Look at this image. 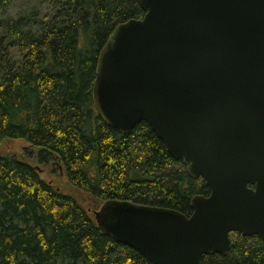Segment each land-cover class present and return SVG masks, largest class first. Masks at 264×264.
Instances as JSON below:
<instances>
[{
	"label": "trees",
	"instance_id": "trees-1",
	"mask_svg": "<svg viewBox=\"0 0 264 264\" xmlns=\"http://www.w3.org/2000/svg\"><path fill=\"white\" fill-rule=\"evenodd\" d=\"M16 1L0 0V264H153L104 235L95 211L113 199L190 217L211 192L146 122L124 135L96 110L100 52L145 12L138 0H47L46 14L14 13ZM60 171L74 192L45 177ZM233 242L202 264H264L259 237Z\"/></svg>",
	"mask_w": 264,
	"mask_h": 264
},
{
	"label": "water",
	"instance_id": "water-1",
	"mask_svg": "<svg viewBox=\"0 0 264 264\" xmlns=\"http://www.w3.org/2000/svg\"><path fill=\"white\" fill-rule=\"evenodd\" d=\"M145 15L118 24L102 48L93 98L124 135L146 122L209 196L190 217L109 200L104 235L153 264L227 256L231 233L264 242V0H138Z\"/></svg>",
	"mask_w": 264,
	"mask_h": 264
},
{
	"label": "rangeland",
	"instance_id": "rangeland-1",
	"mask_svg": "<svg viewBox=\"0 0 264 264\" xmlns=\"http://www.w3.org/2000/svg\"><path fill=\"white\" fill-rule=\"evenodd\" d=\"M49 2V0H48ZM48 2L47 0H17L16 3L13 6V12H19L24 9H34L40 12L41 14H46L49 12L48 8ZM22 144L20 143H12L9 145V147L12 148H20ZM40 168V167H38ZM41 172H43L42 169H40ZM60 176L56 174H51L48 173V175L45 174V177H47L50 182H52L57 188L63 189V190H71L74 192V190L69 187V185L66 182L65 177L63 176L64 174L60 171Z\"/></svg>",
	"mask_w": 264,
	"mask_h": 264
},
{
	"label": "flooded vegetation",
	"instance_id": "flooded-vegetation-1",
	"mask_svg": "<svg viewBox=\"0 0 264 264\" xmlns=\"http://www.w3.org/2000/svg\"><path fill=\"white\" fill-rule=\"evenodd\" d=\"M200 179V178H199ZM202 179V178H201ZM209 188V187H208ZM210 192H211V190H210ZM211 194V193H210ZM240 235H242V234H239V233H231V235H230V237H231V240H232V242H233V239H234V237H237V236H240ZM243 236V235H242ZM257 237H259V236H257ZM260 238V237H259ZM261 239V238H260ZM262 240V239H261ZM233 245H234V242H233ZM231 251V250H230ZM229 251V252H230Z\"/></svg>",
	"mask_w": 264,
	"mask_h": 264
}]
</instances>
